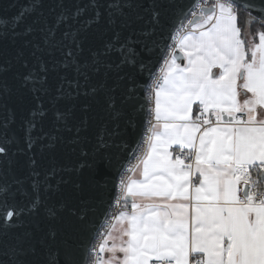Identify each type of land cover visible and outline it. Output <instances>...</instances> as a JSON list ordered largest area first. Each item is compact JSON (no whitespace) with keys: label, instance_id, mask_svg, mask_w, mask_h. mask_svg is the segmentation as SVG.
<instances>
[{"label":"snow or ice","instance_id":"6c2138e0","mask_svg":"<svg viewBox=\"0 0 264 264\" xmlns=\"http://www.w3.org/2000/svg\"><path fill=\"white\" fill-rule=\"evenodd\" d=\"M169 6L31 0L0 17V264H264V30L245 35L237 0L182 13L192 18L180 21L140 105L149 127L119 179L122 210L103 242L81 251L85 184L91 194L107 183L114 165L103 149L122 119L131 123L136 77L151 75L143 54L154 50L138 37L154 36ZM248 16L264 24V12ZM94 119L101 130L85 152L80 133ZM45 120L76 135L65 141Z\"/></svg>","mask_w":264,"mask_h":264},{"label":"water","instance_id":"95a60500","mask_svg":"<svg viewBox=\"0 0 264 264\" xmlns=\"http://www.w3.org/2000/svg\"><path fill=\"white\" fill-rule=\"evenodd\" d=\"M197 1L198 0H167L170 6L164 15L161 26L157 29L155 35L151 37H138L143 43H147L154 50L151 54L146 52L143 54L146 58L150 56V59H147L146 62L151 69V75L148 71H145L142 75H138L136 77L137 83L135 85V96L129 103L128 107V112L131 116V123H129L127 118L122 119L120 121L119 129H117L119 135L111 137L108 140V148L103 149L112 155L114 165L110 170V175L106 185L102 189L89 194L87 191V184H85V196L91 195V198L89 200L90 211L88 213L87 222L84 224L82 230L78 234V241L81 246V251H86L91 247L93 239L108 217L115 196L117 181L120 173L136 154L142 141L148 113L141 110L140 105L146 103L144 97L149 82L167 50L171 37H173L175 30L179 27L180 21L185 22L190 16V14L182 15V13H189L190 10H193V6ZM51 2L52 0H44L45 9H47L48 4ZM64 2L68 7L74 8L76 5L86 6L89 0H64ZM141 2L146 8L151 4V0H141ZM251 2L254 5L252 8H249L248 6L249 0H237V5L247 9L254 17H257L260 12H264V6L260 4V0H251ZM30 4L31 0H0V17L11 20L12 18L17 17L20 13L24 12ZM90 15L91 10L80 17L81 22L86 20ZM33 19L34 16L32 15L25 16L24 20L17 28V31L22 32L28 25L32 23ZM98 28L102 30L103 25H93L92 29L89 31L90 33H96ZM177 55H182L179 53V50L177 51ZM113 58H118L115 53L113 54ZM180 62L184 63L183 60H180ZM133 105L135 106V110H133ZM62 106H64L63 103ZM80 115L81 114L77 108V119L80 117ZM75 123L76 121L72 120L69 122V126L71 127ZM101 125L102 122L100 120H91L89 122V127L80 133L81 137H87L86 141H82V146L84 147L85 152H90L97 144L96 137L101 130ZM110 127L113 126L110 125ZM44 129L45 131H51L53 134H58L64 137L65 141L76 135L75 129H73L72 132H68L67 130L61 128L59 133H56L51 128V124L48 120H45ZM37 151H39V149H37ZM58 156L61 163L70 162L69 158L64 153L63 144H61L58 148ZM70 159L72 162H74L76 157H71ZM82 174L83 178L86 180L88 176V170L86 168L83 169ZM63 175L65 179L68 178L67 173H63ZM59 178L60 177L57 176L55 179ZM73 178L76 179L78 177L73 174ZM0 182H2V178H0ZM54 183L55 180H53V184ZM64 187L65 191L67 192L69 190V186ZM2 199V194H0V200ZM17 199H19V197ZM9 202H12L11 196L9 197Z\"/></svg>","mask_w":264,"mask_h":264},{"label":"built area","instance_id":"2783aa9c","mask_svg":"<svg viewBox=\"0 0 264 264\" xmlns=\"http://www.w3.org/2000/svg\"><path fill=\"white\" fill-rule=\"evenodd\" d=\"M213 2H214V0H198V1L196 2V4H199V3H207L208 5H211V3H213ZM193 10H195V9H193ZM191 18H192V17H191V15H190V16L187 18V20H188V19H191ZM187 20L184 22L185 24L187 23ZM174 34H175V33H174ZM173 36H174V35H173ZM173 43H174V42H173V40L171 39V40H170V43H169V45H168V47H167V50H166V52H165V54H164V56H163V58L168 54V51L170 50L169 46L173 45ZM177 51H178V49H177ZM163 58H162L160 64L158 65V67L156 68L154 74L152 75V78H151V80H150V82H149L148 88L151 86L153 79L159 74V68L161 67V64H162ZM148 88H147V89H148ZM149 119H150V116L148 115V116H147L146 126H145L144 133H143V136H142V141H141V144H140V147H139L138 151H137L136 154L132 157V159L128 162V164L124 167V169H123L122 172L120 173V176H121V175H127L128 173H127L126 170H127L129 167H131L132 165H134V164L136 163V159H137V157L140 155L141 149H142V147H143L144 138H145V136H146V134H147V129H148V127H149V125H148V120H149ZM120 176H119L118 181H117L116 192H115V196H114V199H113V202H112L111 209H110V211H109L108 217H107V219L105 220V222L103 223L102 227L99 229V231H98V233L96 234L95 238L93 239V242H92V244H91V247H93V246H98L100 243L103 242V240H104V238H105L106 228H107V224H108V222H109V221H112V220H113V217H114L115 215H118V213L122 210L121 205H117V203H116V201H117V199L119 198V195H120L119 187H118ZM121 204H122V202H121ZM91 247H90V248H91Z\"/></svg>","mask_w":264,"mask_h":264},{"label":"trees","instance_id":"16d2710c","mask_svg":"<svg viewBox=\"0 0 264 264\" xmlns=\"http://www.w3.org/2000/svg\"><path fill=\"white\" fill-rule=\"evenodd\" d=\"M238 9H239L238 25L242 28L243 31L244 27L246 26L247 18H249L248 16L249 11L239 5H238ZM253 28L256 29V31L264 30V24L255 22L253 24Z\"/></svg>","mask_w":264,"mask_h":264},{"label":"crops","instance_id":"0c3cea01","mask_svg":"<svg viewBox=\"0 0 264 264\" xmlns=\"http://www.w3.org/2000/svg\"><path fill=\"white\" fill-rule=\"evenodd\" d=\"M251 17H252V16H251ZM249 23H250V24H249ZM249 23H248V24H249V25H248V26H249V29H248L249 32H248V33H253V34L256 33V32H257L256 29L253 28V21H251V20L249 19ZM244 33H245V32H244ZM248 33H245V35H247ZM257 39H258V38H257ZM179 62H180V61H179ZM180 63H181V62H180ZM184 63H185V61H184ZM181 64H183V63H181ZM241 98L243 99V96H242ZM109 244H111V241H109ZM105 255H107V254H105Z\"/></svg>","mask_w":264,"mask_h":264},{"label":"rangeland","instance_id":"374dc122","mask_svg":"<svg viewBox=\"0 0 264 264\" xmlns=\"http://www.w3.org/2000/svg\"><path fill=\"white\" fill-rule=\"evenodd\" d=\"M252 17H254V16H252ZM248 23H249V18H247L246 26H245L244 29H243V32H245V33H248V32H249V31H248V29H249V26H248V25H249L250 23H249V24H248ZM254 23H255V22H253V24H254Z\"/></svg>","mask_w":264,"mask_h":264}]
</instances>
